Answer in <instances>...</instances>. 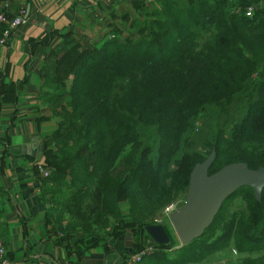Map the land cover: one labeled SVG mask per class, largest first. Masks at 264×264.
<instances>
[{
	"label": "trees",
	"instance_id": "obj_1",
	"mask_svg": "<svg viewBox=\"0 0 264 264\" xmlns=\"http://www.w3.org/2000/svg\"><path fill=\"white\" fill-rule=\"evenodd\" d=\"M261 2L143 0L141 17L132 20L127 34L116 33L100 48L82 51L69 87L49 83L68 99L56 113L59 128L53 138L59 146L50 151L47 167L50 178L69 185H60L55 198L52 189L51 198L43 195L51 218L58 223L75 210L69 202L78 206L89 199L87 211L103 202L96 218L112 216L117 225L124 220L144 232L159 224L158 214L181 190H189L192 170L200 163L183 155L194 147L191 129L199 114L210 124L207 142L215 160L209 174L233 163L264 167ZM258 3L247 17L248 7ZM230 109L234 122L226 130L222 120ZM165 147L174 148V154L163 167ZM59 162L68 167L58 174ZM121 165L127 173L119 180ZM124 195L127 221L119 208ZM237 196L244 208L226 212L228 200ZM230 198L202 237L175 249L178 258L172 264H199L227 247L241 256L238 264H264V191L260 201L249 187ZM112 228L104 227L106 235Z\"/></svg>",
	"mask_w": 264,
	"mask_h": 264
},
{
	"label": "crops",
	"instance_id": "obj_2",
	"mask_svg": "<svg viewBox=\"0 0 264 264\" xmlns=\"http://www.w3.org/2000/svg\"><path fill=\"white\" fill-rule=\"evenodd\" d=\"M142 1L11 0L12 14L27 13L10 45L0 46V241L12 264H126L148 248L160 251L136 226L88 245L68 238L49 216L42 191L59 128L53 102L59 93L49 83L69 87L82 51L127 34ZM169 223L159 224L178 241Z\"/></svg>",
	"mask_w": 264,
	"mask_h": 264
},
{
	"label": "rangeland",
	"instance_id": "obj_3",
	"mask_svg": "<svg viewBox=\"0 0 264 264\" xmlns=\"http://www.w3.org/2000/svg\"><path fill=\"white\" fill-rule=\"evenodd\" d=\"M261 5V4H260ZM259 3L255 4L254 6L256 9L260 8ZM129 36V35H128ZM125 37V36H124ZM124 39V38H122ZM67 99H63L61 97H57L54 102V107L57 108L59 112H61V107L63 104H65ZM232 108V107H231ZM234 111L233 109H230V114L226 115L222 120V126L228 130L232 127L234 122ZM64 116V115H63ZM69 123H67V126ZM209 120L204 114H199L192 126L191 129V142L194 143V147L191 149H185L183 152L184 157L188 158L189 160L192 159V161H199L200 163L206 161L210 156L214 155V152H212V149L209 147L207 142V135L209 131ZM58 146L56 144V140L52 139V149L51 151H55L58 149ZM166 150V147L164 148ZM174 154V148L168 149L164 152V160L165 163L163 164V167H166V163L168 161V158L170 155ZM198 163V164H200ZM68 163L66 162H59L56 164L57 167V173L59 174L60 171L63 169H67ZM52 169L47 170L45 172V175L43 176L42 181V189H44V195L48 194V197L51 198V194H49V190L52 189L53 191V198L57 197L58 194H60L61 188L60 185H69V182L66 181H57V179L50 178L49 174L51 173ZM117 178L119 180H122L124 178V175L127 173V169L121 165V168H118L116 170ZM47 174V175H46ZM46 190V192H45ZM74 194L72 197L74 198ZM122 196V195H121ZM98 197V195H97ZM188 198V191L181 190L180 194L176 198L174 202H172L169 205H174L175 210H179L183 207H185L186 202ZM90 201L85 200L83 203H79L78 206H75L74 201L69 202L71 205V209H75L70 214H65L60 222L57 223L55 219H53L57 227L68 237L73 238L74 241L78 240L83 245H88L87 243L92 244V242H98L103 238L107 231L104 229V227L112 228V233H120L125 229V223L124 220L119 221L116 224L115 220L112 216L108 215H99L96 218V215H98V211L103 210V202L98 201L97 204L93 203V206H95L92 210L87 211L86 210V202ZM51 202V199H50ZM127 200L125 198V195L121 198L120 201V211L121 215L127 221L128 217L127 214L129 212V209H123L126 208ZM81 205L84 209H81ZM167 205V206H169ZM167 206L158 214L157 223H168L169 216L165 215V209ZM245 204L242 201V198L237 196L234 198H230L228 200V203L225 206L226 212H235L242 210L244 208ZM127 213V214H126ZM170 224V223H169ZM168 229V228H167ZM170 232V231H169ZM111 233V234H112ZM218 234V232H217ZM176 237V235H175ZM216 238V235L214 236V239ZM213 239V240H214ZM172 240V239H171ZM176 246L174 249H164L160 250L158 252H155L151 256L147 257L143 264H172L175 263L177 256H175V249H178L179 245L181 244L180 240L173 242ZM241 258V256L232 251L231 248L227 247L225 249H222L218 252H214L210 257L206 258V260L201 261L199 264H238V260Z\"/></svg>",
	"mask_w": 264,
	"mask_h": 264
},
{
	"label": "water",
	"instance_id": "obj_4",
	"mask_svg": "<svg viewBox=\"0 0 264 264\" xmlns=\"http://www.w3.org/2000/svg\"><path fill=\"white\" fill-rule=\"evenodd\" d=\"M214 160L215 156L212 155L194 167L186 205L169 218L182 245L191 244L202 237L214 223L224 203L239 189L249 187L258 201L262 198L264 167L254 170L245 163H233L209 174ZM145 230L157 245H171V237L164 225H149Z\"/></svg>",
	"mask_w": 264,
	"mask_h": 264
},
{
	"label": "built area",
	"instance_id": "obj_5",
	"mask_svg": "<svg viewBox=\"0 0 264 264\" xmlns=\"http://www.w3.org/2000/svg\"><path fill=\"white\" fill-rule=\"evenodd\" d=\"M261 6L264 7V0H262ZM255 10V6L248 7L246 10V16L252 17L255 13ZM25 14V10H22L17 15L12 14L11 0H4L2 10L0 11V46L10 45L17 31L25 23ZM175 211L174 205H169L165 209V215L170 217ZM154 253V248H148L138 254L132 255L126 261V264H143L145 258L151 256ZM0 264H12L8 257L6 247L2 241H0Z\"/></svg>",
	"mask_w": 264,
	"mask_h": 264
}]
</instances>
